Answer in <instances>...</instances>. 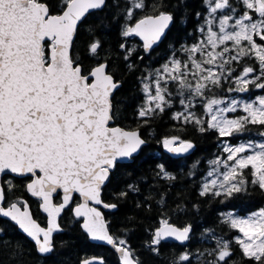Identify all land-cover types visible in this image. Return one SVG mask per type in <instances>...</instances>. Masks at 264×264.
<instances>
[{
    "label": "snow or ice",
    "instance_id": "6c2138e0",
    "mask_svg": "<svg viewBox=\"0 0 264 264\" xmlns=\"http://www.w3.org/2000/svg\"><path fill=\"white\" fill-rule=\"evenodd\" d=\"M201 3L202 11L194 14L195 42L180 49L186 61L170 60L162 72L147 78L150 82L143 84L145 103L138 117L151 118L172 107L168 85L174 84L176 94L190 97L179 101L183 111L174 118L196 125L202 133L215 131L220 137H232L249 125L264 126V96L242 102L216 98L214 91L225 83L235 85L229 92H247L250 85L264 89V0ZM111 6L112 0H59L58 10L53 11L48 0H0V218L14 222L35 241L38 252L47 255L55 250L53 234L62 231L59 218L67 209L74 218H82L81 227L92 240L120 253L122 264H139L127 240L110 234L96 207H117L105 202L102 192L111 183L118 162L132 159L146 143L137 131L110 126L120 82L106 58L108 45L103 37L110 25L116 27L121 38L118 47L129 61L137 51L127 47L130 38H139L144 52L151 53L167 41L170 28L181 18L166 10L164 0H124L122 8L117 0L119 15L103 17L99 32L89 29L84 59L94 64L85 70L76 51L79 30L89 24L90 13L100 14ZM180 6L189 5L178 0ZM242 60L246 66L233 77V65ZM249 60L258 70L247 64ZM127 67L131 69L133 63ZM196 98L204 106L206 119L192 111ZM237 112L242 114L229 117ZM163 145L175 154L194 148L178 137L165 139ZM223 151L227 156L213 161L216 169L209 175L214 178L203 185L200 195L230 198L247 191L249 184L264 190V143L225 144ZM159 167L160 174L175 179L163 165ZM245 169L250 170L251 180ZM9 174L27 179V192L38 198L47 213V228L32 218L26 201L10 202L15 185L7 179ZM118 195L127 197L128 192ZM54 197L59 203L53 202ZM225 223L242 234L235 242L250 264H264V211L248 217L230 214ZM162 224L149 245L156 255L169 238L181 244L190 239L191 226L180 229L166 220ZM232 255L229 243L218 241L210 264H232ZM174 264H194V256L183 252Z\"/></svg>",
    "mask_w": 264,
    "mask_h": 264
},
{
    "label": "trees",
    "instance_id": "16d2710c",
    "mask_svg": "<svg viewBox=\"0 0 264 264\" xmlns=\"http://www.w3.org/2000/svg\"><path fill=\"white\" fill-rule=\"evenodd\" d=\"M117 0L103 13L89 14V24L79 30V41L76 51L84 60V68L93 66L94 61L84 59V48L89 40V29L101 30L100 20L113 13L119 15L115 7ZM121 8L124 0H119ZM159 3L161 0H152ZM168 4L167 11L181 19L168 33L163 42L151 53H145L138 38H130L128 48H136L129 61L124 60V50L118 47L121 41L118 29L110 25L105 29L103 37L108 45L107 59L110 61L112 73L122 86L114 96L115 124L126 129H138L147 141L141 154L134 161L119 164L110 178L111 183L105 186L102 198L110 204H117V210L107 212L111 234L117 239H125L133 251V256L140 264H174L179 255L189 252L194 256V264H210L218 241L229 243L233 252L232 264H250L242 254L235 238L240 234L228 223L226 213L240 209L243 213L264 206V190L249 184L247 191L234 194L232 197H215L200 195L203 187V176L207 170V161L214 157L221 148L220 136L215 131L200 132L196 125L184 124L174 118L181 111L179 103L185 96L176 94V86L169 84L173 92L172 107L163 113L157 112L151 118H140L138 109L144 105L145 96L142 91L145 76L156 70L166 59L177 57L185 60L186 53L181 51L182 45L195 42L194 14L203 9L201 0H184L188 7H177L178 0H164ZM53 11H57L59 0H48ZM143 56V59L137 58ZM244 62V61H243ZM128 63H133L129 69ZM241 64V62H240ZM244 64H246L244 62ZM250 65L255 66L254 61ZM220 88L217 89V92ZM197 116L205 117L203 108L198 104ZM249 133H263L264 126L249 125ZM178 137L194 145L187 155L173 156L163 145L168 138ZM159 165L175 179H168L160 174ZM249 180L252 177L246 173ZM15 185L9 193L10 202H21L26 199L35 218L46 224L45 216L39 210L40 202L29 198L26 190L27 179L7 177ZM139 189L133 191L129 186ZM128 192L127 197L118 193ZM59 202V200H56ZM179 227L191 226V240L187 246L172 242H162L160 255L150 250V242L154 232L163 221ZM81 219L73 217L65 211L61 226L63 233L54 239L55 250L47 257L40 256L36 246L11 222L0 218V264H81L92 256L102 257L104 264H120L118 255L110 248L90 242L88 235L81 227Z\"/></svg>",
    "mask_w": 264,
    "mask_h": 264
},
{
    "label": "rangeland",
    "instance_id": "374dc122",
    "mask_svg": "<svg viewBox=\"0 0 264 264\" xmlns=\"http://www.w3.org/2000/svg\"><path fill=\"white\" fill-rule=\"evenodd\" d=\"M173 59H180V58L170 56V58L166 59L159 67L156 68V70H153V71L151 70L149 72V74L147 76H145L144 81H143V84L144 83H149L150 81L147 78L150 77V76L154 77L157 72H162L164 65L167 64L170 60H173ZM186 59H187V56H186L185 60H182V59H180V60L186 61ZM244 66L245 65H243V67ZM243 67H242V69H243ZM242 69H237L235 71L236 72H241ZM257 70H258V68H257ZM225 84H226L225 87H228V86L232 85V83H225ZM259 90H261V89L256 88V87L253 86L251 88L252 93H250V97L249 98H246V97L240 98L242 96L238 94L233 99H238V100H241L242 102H248V101L254 100V99L258 98V97L264 96L263 92H258L257 93V91H259ZM226 92H228V90H226ZM184 96H185V99L190 98L187 93H185ZM223 96L224 95H219L216 98H224ZM193 103L194 104L200 103V99L199 98L194 99L193 100ZM202 108H203L202 113H204V106L203 105H202ZM181 111H183V105H182ZM241 114H242L241 112L239 114H238V112L237 113H230L229 114V117L230 118H234L235 116L241 115ZM205 119H206V117H205ZM249 130H250V128L247 127L245 129V131L242 130V132L236 133L232 137H223V138H220V140H221V142H220V145H221L220 150L218 151V153L214 157H212L211 159H209L207 161V170H206V173H205L203 185L206 182H210L211 179L214 178L213 176H210L209 175L210 172H212L213 170L216 169V166L213 164V161H215L218 158L219 159H224L227 156V153L223 151L225 144H232L233 146H236V145H239L241 143H249V142H253V143H264V132L263 133H250L251 136H249V134L246 133V131L247 132H250ZM246 134L249 137H246ZM168 139H170V138H168ZM218 170L220 172H222L223 171V168H220ZM245 171H246V173H250V170L249 169H245ZM260 211H263V210H255V211L252 210L249 213H245V214H241L240 215L235 210H232V211L228 212L227 215L229 216L231 214V215H235V216H238V217H248V216H252L253 214H257ZM239 236H242V234L240 233Z\"/></svg>",
    "mask_w": 264,
    "mask_h": 264
},
{
    "label": "water",
    "instance_id": "95a60500",
    "mask_svg": "<svg viewBox=\"0 0 264 264\" xmlns=\"http://www.w3.org/2000/svg\"><path fill=\"white\" fill-rule=\"evenodd\" d=\"M91 14V13H90ZM171 29V28H170ZM170 31V30H169ZM169 33V32H168ZM168 33H167V35H168ZM139 39V38H138ZM140 41V40H139ZM141 42V44H142V41H140ZM159 47V46H158ZM158 47H156V48H158ZM155 48V49H156ZM154 49V50H155ZM115 78V77H114ZM122 86V84H121V82H120V87ZM115 94L116 93H114V96H115ZM114 123H115V119H114V121L111 123V125L110 126H113V127H120V128H122V129H124V130H128V131H137V132H139L140 133V135H141V132H140V130H138V129H133V130H130V129H126V128H123V127H121V126H119V125H114ZM142 137V136H141ZM143 138V137H142ZM144 139V138H143ZM145 140V139H144ZM146 141V140H145ZM147 144V141H146V143L141 147V149H140V151L138 152V153H136V154H134V156H133V158L132 159H130V160H128V159H125V160H122V161H119L118 162V165L119 164H126V163H131V162H133L134 161V158H136V157H138L140 154H141V152H142V149L144 148V146ZM167 150V149H166ZM192 150L193 149H191L189 152H192ZM168 151V150H167ZM169 152V151H168ZM188 152V153H189ZM170 154H172L173 156H181V155H183V154H175V153H171V152H169ZM8 177H16V178H20V179H24V177H17V176H15L14 174H9L8 175ZM111 178V177H110ZM28 193V192H27ZM102 194H103V192H102ZM28 196L29 197H31V198H33V199H36V200H38V198H36V197H32L31 195H30V193H28ZM103 199V198H102ZM24 201H26L27 202V206H28V210L31 212V214H32V218L41 226V227H44V228H47L48 227V221H49V218H48V216H47V213H45V212H43V210H42V208H41V202H40V205H39V210H40V212L46 217V225H42L36 218H35V216H34V214H33V212H32V209H31V206H30V204H29V202L27 201V200H24ZM53 202L54 203H59V202H56V197H54L53 198ZM97 208H99V210L102 212V214L104 215V218H105V221H106V223L108 224V221H107V218H106V213L107 212H114V211H116L117 210V207L115 208V209H104L103 207H101V206H99V205H97L96 206ZM22 210H24L23 208H22ZM67 210V209H66ZM65 210V211H66ZM65 213V212H64ZM64 213H62L61 214V217L59 218V223H60V226H61V219H62V217H63V215H64ZM3 219H5V220H7V221H9V222H11L14 226H16L17 228H18V230L20 231V233H22L24 236H26L35 246H36V244H35V241H33L30 237H28L27 236V234L26 233H24L21 229H19V227L14 223V222H12V221H10L9 219H7V218H3ZM81 220H82V218H80ZM170 225H172V226H174V227H177V228H180V229H182V227H179V226H177V225H175V224H173V223H170V222H168ZM82 224V223H81ZM163 226V224L160 226V227H162ZM108 227H109V225H108ZM159 227V228H160ZM61 228H62V231H60V232H56V233H54L53 234V240L55 239V237L57 236V235H59V234H61V233H63V231H64V229H63V227L61 226ZM83 229V228H82ZM85 232V231H84ZM109 232H110V234H111V231H110V229H109ZM86 233V232H85ZM87 234V233H86ZM88 235V234H87ZM191 235H192V232L190 233V239L187 241V242H185L184 244H181L179 241H176L174 238H169L167 241H165V242H172V243H177V244H180V245H182V246H187L188 244H189V242H190V240H191ZM88 237H89V240H90V242L91 243H93V244H96V245H102V246H105V247H108V248H110L112 251H114L117 255H118V258H119V260H120V264H122V261H121V259H120V253H118L111 245H108V244H106L105 242H100V241H94V240H92L91 238H90V236L88 235ZM36 249H37V246H36ZM37 252H38V250H37ZM38 254L40 255V256H43V257H47V256H49V255H51V254H47V255H45V254H41V253H39L38 252ZM134 257V256H133ZM134 259H135V257H134ZM99 260H102L103 261V264H104V262H105V260L102 258V257H97V256H92V257H88V258H86V259H84L82 262H81V264H84V262L85 261H92L93 262V264H98V262H99ZM140 264V263H139Z\"/></svg>",
    "mask_w": 264,
    "mask_h": 264
},
{
    "label": "flooded vegetation",
    "instance_id": "af4514ba",
    "mask_svg": "<svg viewBox=\"0 0 264 264\" xmlns=\"http://www.w3.org/2000/svg\"><path fill=\"white\" fill-rule=\"evenodd\" d=\"M245 62V61H244ZM244 62H243V60L241 61V64H239L238 66L237 65H233V67H235L236 68V70L237 69H242V67H243V65H245L246 66V64H244ZM247 64H250V60L249 61H247ZM254 67H256V68H258V65L255 63V66ZM240 72H236V71H234L233 72V77H236L238 74H239ZM225 85L226 84H224V86L222 87V88H220V91H218L217 92V89H215L214 91H215V97H217V96H219V95H224L223 97L225 98V99H228V100H231V99H233V98H235L238 94L239 95H241L242 97H240V98H243V97H246V98H249L250 97V93H252V91H251V88L253 87L252 85H250L249 86V90L247 91V92H235V91H233V92H226V90L229 88V87H235V85L234 84H232V85H230V86H228V87H225ZM258 92H263V94H264V89H261V90H259V91H257V93ZM198 104L199 105H203L201 102L200 103H196V107L195 108H193L192 109V111H194L196 114H197V111H198V108H197V106H198ZM240 112H238V114H239ZM114 125H116L115 123H114ZM244 131H245V129H244ZM246 133H248L249 134V136H251V134L249 133V132H247L246 131ZM218 135V134H217ZM247 134H246V137H249ZM221 138H223V137H221ZM188 153H184L183 155H187ZM207 163V162H206ZM206 173V172H205ZM244 174H245V176H247V174H246V171L244 170ZM204 177H205V174H204V176H203V183H204ZM24 179H26V178H24ZM28 194V193H27ZM29 198H31V197H29ZM31 199H33V198H31ZM24 200H26V199H24ZM34 200H36V199H34ZM57 200V199H56ZM23 201V200H22ZM37 201H39V200H37ZM40 202V201H39ZM40 205V204H39ZM256 210H263L264 211V206L263 207H260V208H258V209H256ZM236 212H238L240 215L241 214H245V213H249V212H251V211H249V212H245V213H243L240 209H236L235 210ZM255 211V210H254ZM230 212V211H229ZM228 213H226V218L228 217V215H227ZM46 218V217H45ZM81 222H82V220H81Z\"/></svg>",
    "mask_w": 264,
    "mask_h": 264
}]
</instances>
